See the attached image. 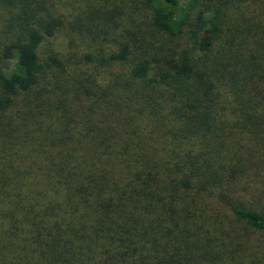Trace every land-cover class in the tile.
<instances>
[{"label": "trees", "instance_id": "trees-1", "mask_svg": "<svg viewBox=\"0 0 264 264\" xmlns=\"http://www.w3.org/2000/svg\"><path fill=\"white\" fill-rule=\"evenodd\" d=\"M0 264H264V0H0Z\"/></svg>", "mask_w": 264, "mask_h": 264}, {"label": "rangeland", "instance_id": "rangeland-1", "mask_svg": "<svg viewBox=\"0 0 264 264\" xmlns=\"http://www.w3.org/2000/svg\"><path fill=\"white\" fill-rule=\"evenodd\" d=\"M17 58L16 57H13L10 61V68H13L15 67L18 63H17Z\"/></svg>", "mask_w": 264, "mask_h": 264}]
</instances>
